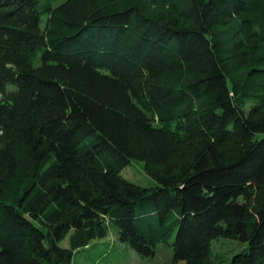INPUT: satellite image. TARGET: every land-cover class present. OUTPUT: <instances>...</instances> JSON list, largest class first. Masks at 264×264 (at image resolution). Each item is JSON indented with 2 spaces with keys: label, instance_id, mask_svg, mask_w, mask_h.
Returning a JSON list of instances; mask_svg holds the SVG:
<instances>
[{
  "label": "trees",
  "instance_id": "1",
  "mask_svg": "<svg viewBox=\"0 0 264 264\" xmlns=\"http://www.w3.org/2000/svg\"><path fill=\"white\" fill-rule=\"evenodd\" d=\"M259 24L264 0H0V264H72L110 222L144 256L175 232L171 264H264V111L232 78Z\"/></svg>",
  "mask_w": 264,
  "mask_h": 264
},
{
  "label": "rangeland",
  "instance_id": "2",
  "mask_svg": "<svg viewBox=\"0 0 264 264\" xmlns=\"http://www.w3.org/2000/svg\"><path fill=\"white\" fill-rule=\"evenodd\" d=\"M223 27L226 30L230 24L227 23ZM255 32L256 35L248 40L255 47L254 54L243 59L236 56L232 61V78H236L240 82L241 90L237 94L238 103L245 112L252 105H258L264 111V71L248 74V70L252 67L264 69V66L257 64L263 61L260 60V57L264 58V24L256 25ZM248 42L244 40V44ZM233 44L234 42H232ZM232 78H230V85L233 84ZM246 81L250 86L245 85ZM120 174L127 180L143 187L156 185V181L145 172L144 162L140 159H132ZM107 228L105 236L91 240L88 246L82 247L74 253L72 264H171L175 232L169 238L168 243L159 242L156 245L153 255L144 256L136 252L128 243L118 239V227L115 223L110 222ZM60 245H69V234L60 242ZM210 247V257L218 263L228 262L234 254L248 249L246 242L224 237L213 239Z\"/></svg>",
  "mask_w": 264,
  "mask_h": 264
}]
</instances>
